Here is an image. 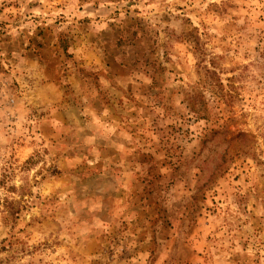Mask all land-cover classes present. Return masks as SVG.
<instances>
[{"label":"rangeland","instance_id":"rangeland-1","mask_svg":"<svg viewBox=\"0 0 264 264\" xmlns=\"http://www.w3.org/2000/svg\"><path fill=\"white\" fill-rule=\"evenodd\" d=\"M0 264H264V0H0Z\"/></svg>","mask_w":264,"mask_h":264}]
</instances>
